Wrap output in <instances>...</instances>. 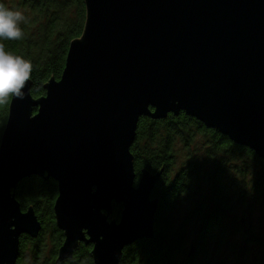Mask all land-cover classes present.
<instances>
[{
  "label": "water",
  "instance_id": "95a60500",
  "mask_svg": "<svg viewBox=\"0 0 264 264\" xmlns=\"http://www.w3.org/2000/svg\"><path fill=\"white\" fill-rule=\"evenodd\" d=\"M84 1V33L61 77L39 98L31 79L24 98H11L0 142V264H16L22 236L42 228L15 191L34 175L57 182L58 262L85 242L94 264H119L126 246L154 235L161 173L144 171L136 184L131 152L142 116L184 111L264 159V0ZM114 203L119 221L108 216Z\"/></svg>",
  "mask_w": 264,
  "mask_h": 264
},
{
  "label": "trees",
  "instance_id": "16d2710c",
  "mask_svg": "<svg viewBox=\"0 0 264 264\" xmlns=\"http://www.w3.org/2000/svg\"><path fill=\"white\" fill-rule=\"evenodd\" d=\"M11 1V0H10ZM0 0L10 8L29 7L32 14L25 15L21 23L23 36L18 40H0L6 51L23 57L32 65L31 93L39 98L46 93V84L59 79L66 63L70 43L80 38L86 25L84 0ZM12 96L0 104V142L6 126ZM153 110V109H152ZM2 127V128H1ZM196 132L202 133L207 145L202 150L205 163L196 155L200 149L191 150ZM182 142L190 161L176 175H171L176 161L175 145ZM203 147V144H198ZM137 182L142 173H161L152 197L159 199L155 219V232L126 246L119 264H204L200 258L209 259V252L216 246L220 252L226 244L237 248L234 236H242L250 246L258 249L252 264H264V234L258 229L245 228L243 217L238 215L240 207L264 206V159L250 147L237 144L215 128H210L184 111L168 113L165 117L142 116L137 126L136 138L131 146ZM201 160V161H200ZM208 166V168H206ZM253 178L247 189L235 175L249 173ZM245 179V177H244ZM207 186V189L204 188ZM200 187L199 201L194 203L191 214L184 222H178L174 210L182 196ZM16 191L23 210L33 207L42 228L37 236L23 235L20 255L16 264H25L27 253L34 257L47 245L52 244V264H94L93 245L80 242L72 257L58 262L59 250L65 235L57 226L54 204L58 196L57 182L53 178L31 176L22 180ZM208 191V192H207ZM249 196V197H248ZM108 214L110 221H119L122 204L114 203ZM232 217V218H231ZM198 219V220H197ZM200 221L198 238L188 249L189 230L187 223ZM49 233V238L45 234Z\"/></svg>",
  "mask_w": 264,
  "mask_h": 264
},
{
  "label": "rangeland",
  "instance_id": "374dc122",
  "mask_svg": "<svg viewBox=\"0 0 264 264\" xmlns=\"http://www.w3.org/2000/svg\"><path fill=\"white\" fill-rule=\"evenodd\" d=\"M12 3V0H8L7 2ZM27 9L23 8H15L16 10L21 11L25 15H31L32 12L29 7H26ZM2 128V127H1ZM196 139L192 144L191 150H195V147L197 146L200 151L196 155L198 159H202V163H205V155L202 150H205L207 145L205 144L204 136L200 132H196ZM198 144H203V147ZM202 149V150H201ZM175 151H176V161L175 166L173 168L171 175H176L179 170L186 166L187 162L190 161V157H188V154L192 152H188L183 146L182 142H177L175 145ZM208 168V166H206ZM249 173V172H248ZM235 177H238L240 181H243L244 184H240L242 188L247 189V187L252 183V176L251 173H249L248 177L245 175L242 177L240 174L235 175ZM205 189H207V186H204ZM200 192V187H197L193 191H191L188 195L182 196L178 207L174 210L175 216L178 220V222H184L187 217L191 214L194 208V203L199 201L200 195H198ZM208 192V191H207ZM249 197V196H248ZM253 207V204L251 202V199H248V206L247 207H240V210L238 211L239 217H243L242 223L244 224L245 228H253L258 229L261 234H264V206L258 205L253 208V211H251V208ZM232 218V217H231ZM198 220V219H197ZM201 225L200 221L187 223V228L189 230V241H188V249L190 248L192 242L198 238L199 234V227ZM45 238H49V233L45 234ZM233 243L236 244V249H230L229 245L226 244L224 249L222 251H218L216 249V246L214 244H211V251L209 252L210 258L204 259L203 257L200 258V262L204 264H252L257 256H258V249L255 246H250L247 244L248 242L243 239L242 236H234ZM45 249L38 254L36 257L32 255L31 252L27 253V257L24 259L25 264H52V244L50 241H47V245L44 247Z\"/></svg>",
  "mask_w": 264,
  "mask_h": 264
},
{
  "label": "clouds",
  "instance_id": "9594fccd",
  "mask_svg": "<svg viewBox=\"0 0 264 264\" xmlns=\"http://www.w3.org/2000/svg\"><path fill=\"white\" fill-rule=\"evenodd\" d=\"M24 14L0 3V40H18L23 36L21 23ZM32 65L23 57L5 50L0 43V104L7 102L10 96L24 98L26 82L30 78Z\"/></svg>",
  "mask_w": 264,
  "mask_h": 264
}]
</instances>
